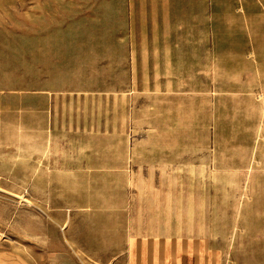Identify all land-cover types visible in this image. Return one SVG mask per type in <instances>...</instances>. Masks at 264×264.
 <instances>
[{
    "label": "rangeland",
    "instance_id": "rangeland-1",
    "mask_svg": "<svg viewBox=\"0 0 264 264\" xmlns=\"http://www.w3.org/2000/svg\"><path fill=\"white\" fill-rule=\"evenodd\" d=\"M157 17L150 0H0V249L119 264L110 245L86 256L95 213L101 233L168 226L264 264V27L227 0L184 28Z\"/></svg>",
    "mask_w": 264,
    "mask_h": 264
},
{
    "label": "crops",
    "instance_id": "crops-1",
    "mask_svg": "<svg viewBox=\"0 0 264 264\" xmlns=\"http://www.w3.org/2000/svg\"><path fill=\"white\" fill-rule=\"evenodd\" d=\"M229 3L239 4L240 9L247 14L246 26L264 27V0H227ZM152 12L157 13L156 25L176 26L183 28L190 26L193 12H205L207 0H150ZM260 14L253 17L252 13ZM181 14V18H175V14ZM155 25V24H154ZM190 42L181 41L174 46L168 43L162 49L163 59L167 61L169 70L173 61L185 59L190 54ZM255 52L254 50H252ZM255 58V55L252 56ZM179 64V62H178ZM180 65V64H179ZM183 69V67H181ZM13 128V127H12ZM67 221V227H68ZM106 219H100L95 213L90 214L87 226V237L93 246L86 256L97 259L100 246H112L111 251L104 254L113 253V259L119 264H223L221 251L213 248L205 234L201 233H178L173 228L164 227L142 229L114 230L103 232L100 226L106 225ZM65 241L72 244L79 253L85 251L72 239L65 238ZM0 264H28L25 257L17 251L10 249H0ZM115 264V263H114Z\"/></svg>",
    "mask_w": 264,
    "mask_h": 264
}]
</instances>
